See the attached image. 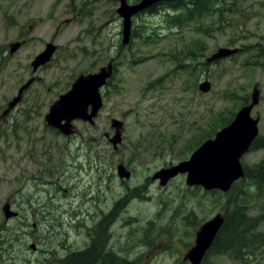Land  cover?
Returning <instances> with one entry per match:
<instances>
[{"label": "rangeland", "instance_id": "obj_1", "mask_svg": "<svg viewBox=\"0 0 264 264\" xmlns=\"http://www.w3.org/2000/svg\"><path fill=\"white\" fill-rule=\"evenodd\" d=\"M236 1L234 15L202 17L173 31L164 30L166 6L160 5L156 14L133 18L134 30L146 35L156 30L160 38L144 42L132 37L129 46H122L118 0H0V28L7 30L5 25L13 24L10 31L16 38L22 31L30 38L16 52L12 74L3 80L0 95H17L29 78H39L15 108L13 127L6 130L8 148L0 152V264H39L40 254L31 245L49 250L47 256L55 252L45 264H58L56 259L64 252L85 244L91 225L85 222L91 223L101 209L111 210L126 192L127 214L112 231L118 249L126 252L131 263L190 264L184 254L195 245L203 223L225 215L227 197L223 195L227 193L210 194L202 187H189L185 175L166 187L151 177L188 159L191 153L184 159L182 155L210 130L214 116L237 113L244 99L251 102L255 86L260 102L252 117L260 118L259 136L264 137V61L259 59L260 65L247 67L253 54L245 52L222 59L202 74L196 90L187 91L182 88V78L173 75L176 68L169 53L198 42L207 46L203 60L220 48H264V0ZM225 2L231 4L232 0ZM199 29L210 31L204 35ZM48 42L59 49L48 65L33 74L30 64ZM112 60L115 73L103 90L104 105L95 125L74 121L77 132L71 137L46 126L44 117L59 95L80 74L94 73ZM204 80L212 84L208 93L198 90ZM114 119L124 122L123 141L117 150L105 137L106 133L114 135ZM3 144L0 140V147ZM241 161L244 166L257 165L264 161V150L250 151ZM119 164L133 172L124 181L128 186L116 174ZM34 175H42L49 190L61 188L43 195L31 186L33 192L25 190L20 203L23 193L14 190L21 188L24 178ZM134 188H142L139 204L130 194ZM238 192L236 202L247 205L250 216L264 214V200L257 199L254 191ZM7 200L24 208L23 222L5 221L2 210ZM38 203L43 210L34 209ZM37 210L38 215L32 216ZM30 215L34 221L28 220ZM258 230L264 232V219ZM154 233L152 243L141 242ZM260 251L248 264H264V247ZM202 264L242 263L226 254H209Z\"/></svg>", "mask_w": 264, "mask_h": 264}, {"label": "water", "instance_id": "obj_2", "mask_svg": "<svg viewBox=\"0 0 264 264\" xmlns=\"http://www.w3.org/2000/svg\"><path fill=\"white\" fill-rule=\"evenodd\" d=\"M162 1L165 0H141L138 4L132 5L129 0H119L117 14L122 19L121 44L123 46H128L131 42L133 18ZM19 47L20 44H16L13 48L16 51ZM55 50L56 47L49 44L46 50L32 62L33 71L48 64ZM238 52L239 49L220 48L211 57L206 58V62L225 59ZM114 68L112 60L96 73L80 74L71 89L61 95L50 107L45 116L47 125L65 136L75 134L73 122L76 120L94 125L95 119L103 108L101 89L114 74ZM32 82L33 79L20 88L18 95L3 113L4 116L20 103L24 91ZM211 89L212 84L209 80H204L198 86L201 93H208ZM259 95L258 86H255L250 104L242 106L230 124L219 130L214 138L204 141L188 159L157 171L153 180H158L161 187H166L172 179L179 175H186L188 186H201L206 191L229 192L235 182L244 178L241 159L249 152L252 143L259 135L260 118L252 117L253 108L260 102ZM111 127L115 133L113 136L106 134V138L113 149L117 150L123 141L124 122L114 119ZM117 174L121 180L131 177V171L123 164L118 165ZM3 212L8 220L17 216L8 204L3 207ZM223 223L224 217L219 214L203 224L196 234L195 245L188 251L185 260L190 264H201Z\"/></svg>", "mask_w": 264, "mask_h": 264}, {"label": "trees", "instance_id": "obj_3", "mask_svg": "<svg viewBox=\"0 0 264 264\" xmlns=\"http://www.w3.org/2000/svg\"><path fill=\"white\" fill-rule=\"evenodd\" d=\"M201 1L202 0H199V3ZM203 2L204 4L199 8L201 12H181L179 11V9L185 7V0L164 1L163 5L166 6V13L164 16L163 26L164 30L173 31L180 29L183 26L188 25L194 20L202 17H223L224 15H234L237 13L216 12L215 9L211 10V7H209L210 1L204 0ZM224 4H227L225 0ZM156 6L157 5L151 7L150 9H148L147 12L144 13L156 14L158 12L157 8L155 9ZM230 10L231 8H229V11ZM199 31L203 30L199 29ZM209 31L210 30H205L203 31V34L208 35ZM159 36L160 35L158 34V31L156 32V30L153 31L152 35H149L148 33L146 35L143 32H138L137 30L133 29L132 34V37H138L144 42H150L151 38L154 39L158 38ZM206 50L207 46L204 43L198 42L196 44L186 45L179 51L176 50L175 52L172 51L169 53L170 60L173 62L176 68L175 74L173 75H175L176 77L180 76L182 78L181 85L183 89L187 91L196 90L197 83L201 79L202 74L208 72L211 65L218 64L220 62V60H217L208 63L203 60ZM242 52L253 54L251 59H248L245 63L247 67L253 65H260L258 61L259 59L264 61V48L261 45L244 46L238 54L232 56L231 58H235ZM177 71H179V75ZM242 104H248V99H244ZM235 114L230 112L228 114L223 115L220 113L217 116H214L213 122L212 124H210V130L206 132L205 136L201 140H199L193 146H190L187 149V152L182 155V159L186 158L205 140L213 138L220 129L230 124L234 119ZM258 150H264V137L262 136H258V138L252 143L250 148V151ZM238 189V194L240 193V191L241 193H248L250 191H254V194H256L257 199L264 200V161L252 167L245 165L244 178L234 183L230 191L227 192V194L223 195L220 191L217 190L208 192L210 194L219 193L223 196H226L227 209L224 215V223L222 225V228L216 235L211 248L207 252V255L226 254L230 258L237 260L242 264H248L257 257L258 253L261 252L260 249L264 247V232L258 230L261 221L264 219V214L261 213L262 215L256 217L250 216L248 206L238 204L236 202Z\"/></svg>", "mask_w": 264, "mask_h": 264}, {"label": "flooded vegetation", "instance_id": "obj_4", "mask_svg": "<svg viewBox=\"0 0 264 264\" xmlns=\"http://www.w3.org/2000/svg\"><path fill=\"white\" fill-rule=\"evenodd\" d=\"M129 1H132V0H129ZM140 1L141 0H135L134 3H130V2L129 3L132 5H135V4H138ZM185 1H186L185 7L179 9V11H181V12H183V11L184 12H189V11L201 12V10L199 8L204 4V2H203L204 0H202L200 3H199V0H185ZM208 1H210L209 7H211V10L213 8V5H215L216 12H223L224 9L229 10V8H231V10L233 12L234 11L238 12V7L236 6V4H237L236 0L232 1L231 7H230V4H228V3H227L228 4V7H227L226 6L227 4H224V0H208ZM163 4H164V2L156 4L157 6L155 7V9L160 5L163 6ZM6 15H7V17H9V14H5V16ZM10 21H11L10 18H8V22H10ZM12 26H13V24L5 25V28L7 30H3L0 28V88L3 86V83H4L3 80L9 79V75L12 74L16 52L19 49L26 47L30 43V38H29L28 34L26 33V31H22L21 34L19 35V37L16 38L14 36V34H15L14 31H12V32L10 31ZM16 44H20V47L15 51L13 47ZM49 44H53L56 47V50H55V52L51 58V60H52L59 48L53 42H48L47 44H45V48L43 49V51L46 50V48ZM43 51L38 53V55L41 54ZM38 55H36L35 58ZM34 59H33V61H34ZM32 62H31V64H32ZM31 64H30V66H31V70H32L33 74H35L37 71H39V69L44 67V66H41L34 72ZM31 79H33V82L31 83L30 87L26 91H28L35 83H37L39 81V78L33 76V77L29 78L24 84H22L20 86V88L22 86H24ZM19 89H18V92H19ZM25 92H24V94H25ZM12 93L9 95H7V94L0 95V140H3V143H4L3 146L0 147V152L6 150L8 148V144H9L8 132L9 131H6V130L8 128L11 130V128L13 127V117H14L15 108L12 109L5 116L3 115V113L9 107V103L18 95V94L15 95L14 92H12ZM24 94H23V97H24ZM61 95H59V97ZM23 97L21 99V102L23 100ZM49 110H50V108H49ZM76 132L77 131L75 130V134H76ZM30 153H33V149H31ZM29 157H31V155H29ZM30 161L32 162V160H30ZM35 164L38 166V164L36 162H35ZM45 176H47V174H45ZM132 176H133V172L131 171V177L129 179L123 180V183L125 184V186H128V184L124 181L130 180L132 178ZM153 176L151 177V180L155 181V180H153ZM41 177H42V175H39V176L34 175L33 178H29L30 182H29V179L24 178L25 182L21 186V188L18 189L17 191L14 190V192L16 194H18V193L22 194L23 193L20 203H22V199L25 196V190L30 194L33 192V191H30L31 186L36 187V190L42 191L41 193H43V195L49 191L56 192V193L59 192V189L61 188V186H53V188H50V190H49V188H47V186H46L47 183L45 184L43 182L44 180ZM32 182H33V185H31ZM141 190H142V188L130 189L131 197H133L135 199L134 202H137V204L141 203L139 200V198H140L139 193ZM64 192H66V191H64ZM128 194L129 193L126 192L125 195L123 196V199L114 203L111 210L108 211V209H101L99 211V213H95V215L93 216V221L91 223L89 221H86L85 223H88L91 225H88L90 230L87 231V240L85 241V244L82 247L72 248L70 251L64 252L60 257V260L56 259L57 263L58 264H137V262L131 263V260L126 258V255H125L126 252H124V250L118 249L117 240L115 239V236H112L113 235L112 231L114 229L115 224L121 222L123 220L124 215L127 214V207H129L130 204L128 203V201H126L125 197ZM147 198H149V197L147 196ZM42 202L44 203L45 201L43 200ZM52 203H54V202L52 201ZM148 203H150V202H148ZM7 204L10 205L11 210L14 211L17 214V216L12 217L11 219L8 220V219H6L5 214L3 213L5 221H14V220H20L21 219L23 222V219L25 218L24 208L16 207V205L13 204L12 200H7L4 203V205H7ZM53 206H55V205H53ZM93 207H94V205L91 208H93ZM34 209L43 210V204L42 205L40 203L36 204ZM37 212H38V210L34 211V214L32 216L38 215ZM78 215H80V213ZM32 216L30 215V218H28V220L33 218ZM45 217H46V215L44 216V218ZM138 219L139 218H136V220H138ZM33 221H34V218H33ZM85 223H84V226H85ZM125 224L126 223L124 222L123 225L125 226ZM34 225H36V223H34ZM146 235H148V233ZM154 237H155V233L148 236V237H145L143 240L142 239H140V240H142L141 241L142 243L148 245V242L152 243ZM137 241H139V239ZM32 247H34V248H32ZM31 249L33 250L34 253L40 254V259L38 260L39 264H45V261L48 259V257L56 256L55 252H53V251H50V254L47 256V252L49 250L38 249L35 247V245H31ZM186 254H184V260H185ZM185 261H187V260H185Z\"/></svg>", "mask_w": 264, "mask_h": 264}, {"label": "bare ground", "instance_id": "obj_5", "mask_svg": "<svg viewBox=\"0 0 264 264\" xmlns=\"http://www.w3.org/2000/svg\"><path fill=\"white\" fill-rule=\"evenodd\" d=\"M74 136V135H73ZM67 137H71V136H67ZM100 223V222H99ZM155 223V222H154ZM152 224V223H151ZM92 231V230H91ZM98 231V230H97ZM89 248V247H88ZM79 253V252H78ZM86 253V252H85ZM75 254V253H74Z\"/></svg>", "mask_w": 264, "mask_h": 264}]
</instances>
